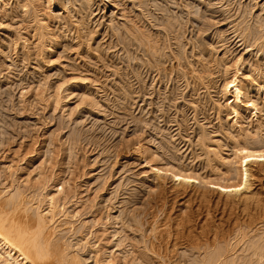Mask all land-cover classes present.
Segmentation results:
<instances>
[{"label":"rangeland","instance_id":"1","mask_svg":"<svg viewBox=\"0 0 264 264\" xmlns=\"http://www.w3.org/2000/svg\"><path fill=\"white\" fill-rule=\"evenodd\" d=\"M172 1L168 7L174 5ZM126 3L122 6L117 2L113 11L109 5L104 10L89 7L91 14L86 22L87 28L91 30V39L88 41V49L83 38L78 40V32H75V26L78 25L75 24L73 15L55 8L53 13L48 14L47 20L49 39L51 37L55 43L51 53H47L48 42L39 44L31 28L32 22L28 17H23L21 9L17 7L18 0H8L0 8V168L2 165H10V170L5 172L4 177L9 179L12 175L13 178L9 181L11 184L15 182L14 185L28 179L26 185L30 184L31 187L37 184L36 167L43 162V174L47 180L50 179L48 185L57 179L64 180L67 182L68 195L70 192L76 198L79 197L76 201L78 204L72 211L78 210L79 215L85 216L84 219L94 217L99 222H104L103 217L107 215L102 197L112 192L115 196L112 201L115 208L112 209L111 205L109 214H117V208L124 205L123 218L124 221L128 220L125 223L126 229L123 228L125 233L122 234L130 238L134 235L129 229V220L133 214L141 223L145 237L142 239V234H135L136 240L132 242L137 252L159 260L162 258L158 257L165 256L166 252L171 264H187L190 258L197 257L198 253L202 254V251L193 249L192 245L181 242L172 248L176 237L173 220H187L192 226L191 230L195 229L191 236L201 240L208 238V242L215 236V229L224 234L231 230V236L240 230L248 239L259 236L264 232V167L255 174L252 181V189L258 194L253 201L247 203L239 200L225 201L214 186L205 183L179 186L169 174L164 173H159L160 186L157 187V180L154 178L156 170L153 168L155 163L150 162V158L144 153L146 149L156 152L158 159L172 158L186 167L191 166L197 173L206 171L203 157H198L201 152L196 140L200 126L204 127L209 138L219 139L216 116L208 109L211 98L222 105L223 110L225 102L220 99L219 93L222 83L216 80L209 92L202 89L198 95L192 96L194 92L191 84L186 87V82H190L192 67L185 66L182 59L180 73L185 72V78L176 83V72H173L171 81L167 83L164 78L160 81V76L152 81L153 74L148 72L149 66H143L138 59L141 48L127 36L122 27H115L117 24L123 26V17H129L131 21L137 20L139 23L134 24L141 29H145L144 25H147L145 19L141 21L144 25L139 21L142 16L138 15L140 11L135 6L136 2L135 8L132 0H126ZM43 7L40 4V8ZM153 8L155 7H152L153 12H156ZM218 8L216 6V11H220L214 14V19L206 22L209 31L205 33L198 31V27L202 25L198 16H191L194 20L189 17L193 30L187 24L185 37L188 38L192 30L194 37L207 40L211 32L218 31L222 34L221 40L228 58L233 60L242 57L244 64H248L250 50L243 49L241 43L232 37L228 31L229 21L224 20L225 14ZM173 9L180 11L184 18L183 9L177 10L176 6ZM158 14L157 12L156 15ZM111 18L117 24H111ZM195 18L200 26L195 24ZM150 22L153 23L150 30L162 35V28H153L156 22ZM112 33L116 35L114 38L118 43L114 48H111V44L115 42L111 37ZM73 37L75 39L71 40ZM129 39L135 45L129 47L126 44L130 42ZM218 46L221 47V44ZM98 55H102L101 58ZM96 57L100 58L99 61ZM257 58L251 59V63L254 64ZM259 62L264 64L261 58ZM171 63L176 65L174 61L164 66L169 69ZM136 69L141 71V76L136 74ZM252 74L264 81V71L260 73L255 70ZM247 78L250 75L243 79ZM75 79L76 82L85 79L84 84L88 86L84 89L88 91L89 98L80 99L71 95L66 99L65 91L60 90L59 94L58 91L55 92V86L59 82L66 80L67 83L71 80L70 83H75ZM89 81L91 85L88 84ZM124 86L135 91L128 95L127 100L117 99L113 102L114 88ZM172 91L174 95L171 93V97L174 96L175 100L166 98V93ZM52 95H58L57 101ZM191 99L200 100L201 103V108L198 107L196 112L198 124L194 121L192 105L189 103ZM124 107L126 113L121 110ZM259 115L264 123V110ZM220 119L225 132H231V124H228L222 111ZM211 131L213 133L210 134ZM262 134L264 135V127ZM39 180L43 181L40 178L38 183H41ZM20 187L24 189L22 184ZM72 189L75 193L71 192ZM178 230L177 241L182 240V237L186 239L188 230ZM166 233H170V238H166ZM180 233H183L182 237Z\"/></svg>","mask_w":264,"mask_h":264},{"label":"bare ground","instance_id":"2","mask_svg":"<svg viewBox=\"0 0 264 264\" xmlns=\"http://www.w3.org/2000/svg\"><path fill=\"white\" fill-rule=\"evenodd\" d=\"M7 1L0 0V8L5 6ZM171 1L132 0V6L134 7V2H136L135 6L140 11L138 15L142 16V19L139 20L140 23L143 24L141 21L146 20L147 25L143 24L145 29L139 28L140 26L137 25L139 22L135 19L131 21L132 19L125 14L127 19L122 18L124 19L123 23L121 22L123 26H117V22L112 18V22H110L111 24L115 22L117 24L115 27L118 29L122 27L127 36L134 41L138 48H141V55L138 56V59L143 66L148 65L149 70H152H148L153 74L152 81L156 76H160V81L161 78H164L167 83L171 81L173 72H176V83L185 78L186 73H180L182 59L185 66L192 67L190 68V82H186V87L190 84L192 86L194 92L192 96L198 95L202 89L209 92L216 84V80H220L222 83L219 92L220 99H224L225 104L222 110V105L209 98L208 110L212 111L213 116H216L219 139L209 138V134L203 126H200L198 132L196 143L201 152L198 157H203V162H205L206 171L204 173H197L191 166L186 167L172 158L158 159L156 152L149 149L144 151L150 158V162L155 163L153 168L156 170L154 178L157 180V187L160 186L159 173H164V175L169 174L179 186H192L195 182L212 185L219 191V196H224L225 201L239 200L244 203L253 201L258 192L253 191L252 181L255 174L264 167V135L262 134L264 123L259 115L264 110V81L261 78L258 79L257 76H252L255 70L260 73L264 71L262 68L264 64L259 62L260 58L264 60V0H174L172 1L174 5L168 7ZM117 2L122 6L127 4L126 0H18L17 7L21 9L23 17H28L32 22L31 28L38 38L39 44L48 42L46 49L49 53L54 47V42L51 37L49 39L50 31L47 20L48 14L53 13L55 8L73 15L70 16L74 17V22L78 25L75 26L78 40L80 37L83 38L87 45L91 39V30L87 28L86 22L87 17L91 14L89 7L94 6L96 10H104L109 5L113 11L114 4ZM40 4H43L44 7L40 8ZM173 6H176L177 10H184L185 20L182 13L175 11ZM216 6H219L222 14H225L224 20L229 21L227 23L230 25L228 31L232 37L241 43L243 49L250 50L248 67V64H244L242 57L233 60L228 58V52L221 40L222 34L218 31L211 32L207 36V40L193 36V23L189 17L196 14L195 17L198 16L199 19L197 20L202 22L200 26L195 18L197 22L195 24L200 26L198 31L205 33L207 30L209 31L206 22L213 20L214 14L220 11H216ZM152 7H155L153 9H156V12H153ZM157 12L158 15H156ZM152 20L156 22L153 28L156 26L162 28L163 37L159 32L150 30L152 29L150 26H153V23L150 22ZM134 22H137L135 24L138 27ZM187 24L192 28L188 38L185 37L186 31H188V29L186 30ZM157 27L156 29H158ZM114 33L111 37L115 41ZM74 39V37L71 38V40ZM115 42L111 44V41V48L118 45L117 39ZM126 44L129 47L135 45L132 41ZM219 44L221 47L218 46ZM187 46H189L188 49ZM125 49L122 50L125 51ZM255 57L258 58L253 64L250 60ZM96 58L98 59V57ZM174 61L176 65L171 63L169 69L164 66L166 63L170 64ZM138 69H136V74L141 76V71ZM203 75L207 77L204 78ZM247 75H250V78L243 79ZM71 80L67 83L66 80L59 82L60 84H55L56 86L53 84L57 87L55 92L58 91L59 94L60 90L65 91L64 98H69L71 95L80 99L89 98L87 97L88 91L84 89L88 86L84 84L85 79H80L79 82H76L77 79H75V83H70ZM113 91L115 92H112V101L115 102L117 99L127 100L128 95L135 90L130 91L128 86H124L123 88L115 87ZM171 93L174 95L173 91L168 92L166 98L175 100L174 96L171 97ZM54 95L51 97H55L54 99L57 101L58 95ZM189 103L192 105L194 121L198 124L196 112L198 107L201 108L200 100L191 99ZM98 106L100 105L98 104ZM125 108L121 110L125 112ZM221 111L225 113L228 124H231V132L227 133L223 129L220 119ZM206 141H210V143L206 144ZM42 163L37 165V171L35 169L37 184L31 187L30 184L26 185L27 178H29L27 176L25 178L27 180L16 183V185H14L15 182L11 184L9 179L13 178L12 175L9 179L4 177L5 172L10 170V165H2L0 168V264H171L170 258L166 257V252L165 256L158 257L162 258L160 260L137 252L133 243L136 240L135 234L143 236V229L133 214L129 220L131 223L129 229L134 235L130 238V236L122 234L125 233V223L128 220L124 221L123 218L124 205L117 208V214H109L111 205L112 209L115 208L112 202L115 196L112 192L102 197V205L107 212V215L103 217L104 222H99L94 217L84 219L85 216L79 215L78 210L72 211L78 204L76 201L79 197L76 198L75 194H70V192L68 195L67 182L64 180L57 179L48 185L50 179L47 180L43 174ZM40 178L43 181L39 180L41 183H38ZM7 179L10 183L7 182ZM20 184L24 186V189L20 187ZM172 223L175 225L173 230L176 235L172 248L181 242L185 245H192V248L198 252L202 251V254L198 253L197 257L190 258L187 264H264V232L259 236H254L253 239H257L253 240L248 239V236L240 230L231 236V230L224 234L215 229V236L208 242V238L201 240L199 237L191 236L195 229L191 230L192 226L187 220L183 222V218H180L173 220ZM155 228L156 231L157 227ZM180 228L181 230L187 229L188 233L186 239L182 237L183 233H180L182 240L177 241ZM151 232L149 233L151 234ZM168 237L170 238V233H166V238ZM143 238L145 237L143 236ZM148 249L152 251L150 248Z\"/></svg>","mask_w":264,"mask_h":264}]
</instances>
